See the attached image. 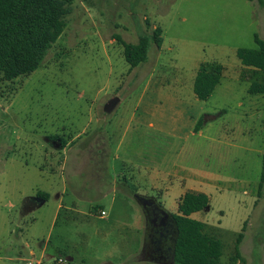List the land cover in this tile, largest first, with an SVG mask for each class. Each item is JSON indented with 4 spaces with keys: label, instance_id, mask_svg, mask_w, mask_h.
<instances>
[{
    "label": "rangeland",
    "instance_id": "374dc122",
    "mask_svg": "<svg viewBox=\"0 0 264 264\" xmlns=\"http://www.w3.org/2000/svg\"><path fill=\"white\" fill-rule=\"evenodd\" d=\"M65 22L34 72L0 75V264H168L142 253L137 186L173 214L182 192L205 193L192 218L216 230L221 261L243 232L237 264H264V94L247 90L264 70L236 55L264 40V0H74ZM156 26L161 45L130 68L114 35ZM209 61L222 77L200 100Z\"/></svg>",
    "mask_w": 264,
    "mask_h": 264
},
{
    "label": "trees",
    "instance_id": "16d2710c",
    "mask_svg": "<svg viewBox=\"0 0 264 264\" xmlns=\"http://www.w3.org/2000/svg\"><path fill=\"white\" fill-rule=\"evenodd\" d=\"M74 0H0V75L6 81L34 72L44 60L48 50L65 27V15ZM114 38L123 47V57L130 68L146 60L151 43L161 45V28L156 26L151 34L139 35L136 43H127L119 35ZM256 48H238L236 55L247 67L264 70V40L254 35ZM223 66L216 61L201 63L193 80V92L205 100L213 92L222 77ZM249 93H263L264 83L253 82ZM264 128V119H263ZM62 145L64 141L61 140ZM261 183L258 188L260 193ZM36 196L46 199V193ZM203 192L185 191L178 199L177 212L172 213L178 234L174 248V264H237L243 261L239 245L243 232L234 240L232 253L221 261L223 243L216 230L195 218L193 213L208 205ZM244 223L242 230H244Z\"/></svg>",
    "mask_w": 264,
    "mask_h": 264
},
{
    "label": "flooded vegetation",
    "instance_id": "af4514ba",
    "mask_svg": "<svg viewBox=\"0 0 264 264\" xmlns=\"http://www.w3.org/2000/svg\"><path fill=\"white\" fill-rule=\"evenodd\" d=\"M145 218V239L142 253L147 258L160 262L168 261L169 248L173 238L172 221L159 205L149 198L143 206Z\"/></svg>",
    "mask_w": 264,
    "mask_h": 264
},
{
    "label": "water",
    "instance_id": "95a60500",
    "mask_svg": "<svg viewBox=\"0 0 264 264\" xmlns=\"http://www.w3.org/2000/svg\"><path fill=\"white\" fill-rule=\"evenodd\" d=\"M118 103V98L117 97H112L110 98L109 100H107L105 103H104V106H103V110L104 112L106 113H109L111 112L116 104ZM133 198L134 200L140 205L144 206V203L146 202V200L148 199V197H145L141 194H138V193H133ZM150 200H152L154 203H156V201L154 200V198H150ZM165 214H168L169 215V218L170 220L172 221V228H173V238H172V243H171V246L169 248V253H168V261L165 262V263H168V264H172L174 263V248H175V243H176V238H177V234H178V229H177V225H176V222L175 220L173 219L172 215L170 213H168L166 210H164L163 208H161Z\"/></svg>",
    "mask_w": 264,
    "mask_h": 264
},
{
    "label": "crops",
    "instance_id": "0c3cea01",
    "mask_svg": "<svg viewBox=\"0 0 264 264\" xmlns=\"http://www.w3.org/2000/svg\"><path fill=\"white\" fill-rule=\"evenodd\" d=\"M101 184L103 183V185H105V179L104 178H102V181L100 182ZM136 188V187H135ZM111 191H113L115 194H117L118 195V193H119V196H121V197H119L120 198V200L122 201H128L127 199H130V197L128 196V193H126V191H124V190H120V189H110ZM134 193H138V194H141V195H143V196H145V197H150V198H152V196L151 195H148L144 190H140V188L137 186V189H135V192ZM184 192H182L181 194H183ZM181 194H180V196H181ZM133 195V194H132ZM77 196V195H76ZM76 196H73L74 197V199L73 200H75L76 198L77 199H82V197L81 196H79L78 195V197H76ZM104 196H106V192H102V191H100L99 193H98V198H101V197H104ZM48 198V197H47ZM132 198H133V196H132ZM154 198V197H153ZM39 199V197H34L32 200H33V202H35L36 200H38ZM71 199V198H70ZM84 199V198H83ZM134 199V198H133ZM154 200L156 201V204L157 205H159L161 208H163L159 203H158V201L154 198ZM44 200L43 199H41V201L40 202H43ZM137 203V202H136ZM138 204V203H137ZM138 206H139V209H140V212H141V218H142V220H143V224H142V226H143V234H144V239H145V218H144V212H143V208H142V206H140L139 204H138ZM59 207H60V204L58 203V205H57V207H56V211H55V216H56V214H57V212H58V210H59ZM103 211H104V208L102 207L101 208ZM164 209V208H163ZM165 210V209H164ZM105 212V211H104ZM169 213V212H168ZM170 214H172V213H170ZM105 215V214H104ZM104 215H102V216H99L98 215V217H103ZM191 217H192V215H191ZM55 219V218H54ZM143 244H144V241H143ZM45 248V247H44ZM43 248V249H44ZM142 249H143V246H142ZM30 254L31 255H34L33 254V252L31 251L30 252ZM40 258H42V255H40V257H39V259ZM27 261H29V262H31L30 260H27ZM45 264V263H44Z\"/></svg>",
    "mask_w": 264,
    "mask_h": 264
},
{
    "label": "built area",
    "instance_id": "2783aa9c",
    "mask_svg": "<svg viewBox=\"0 0 264 264\" xmlns=\"http://www.w3.org/2000/svg\"><path fill=\"white\" fill-rule=\"evenodd\" d=\"M101 214H104V211H103V210L101 211ZM57 261H58V262H62L63 260H62L61 258H59ZM25 264H32V263H31V262H27V263H25Z\"/></svg>",
    "mask_w": 264,
    "mask_h": 264
}]
</instances>
